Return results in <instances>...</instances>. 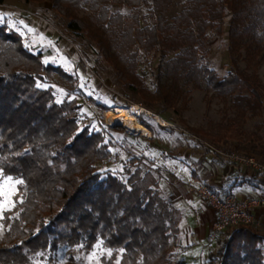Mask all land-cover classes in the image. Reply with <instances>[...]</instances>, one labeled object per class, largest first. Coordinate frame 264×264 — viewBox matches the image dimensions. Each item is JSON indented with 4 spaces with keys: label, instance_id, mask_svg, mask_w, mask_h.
Returning a JSON list of instances; mask_svg holds the SVG:
<instances>
[{
    "label": "trees",
    "instance_id": "obj_1",
    "mask_svg": "<svg viewBox=\"0 0 264 264\" xmlns=\"http://www.w3.org/2000/svg\"><path fill=\"white\" fill-rule=\"evenodd\" d=\"M6 1L0 0V5ZM17 1L50 4L69 20L70 31L94 41L126 93L134 95L123 106L140 103L171 123L138 117L152 132L150 139L162 141L163 131L183 130L167 110L182 120L181 112L191 99L189 87L200 89L204 83L208 91L230 101L237 115L264 114V84L258 73L264 64V0H187L171 21L167 12L173 0ZM114 4L130 12L113 11ZM84 5L88 9L81 15ZM225 31L230 66L221 76L206 62L207 39L209 33L222 36ZM147 56L158 60L152 87L140 72ZM56 74L76 82L0 25V174L17 181L15 205L0 219L5 228L0 264H32L38 256L47 259L45 264H57L61 248L88 253L99 242L111 250L101 257V264H174L180 210L162 196L159 179L143 167L139 156L126 159L120 174L100 170L99 164L113 154L108 130L122 128L102 124L96 130L81 124L76 98L57 101L50 84ZM217 125V130L190 128L188 134L202 145L237 140L249 147L250 140H263L257 131L246 134L236 119ZM261 147L264 155V144ZM215 159L223 160L218 154ZM232 164L238 169L228 184L222 189L210 186L221 199L238 187L255 191L264 185L261 171L225 162ZM226 230L220 264H264L263 231L250 223Z\"/></svg>",
    "mask_w": 264,
    "mask_h": 264
},
{
    "label": "rangeland",
    "instance_id": "obj_2",
    "mask_svg": "<svg viewBox=\"0 0 264 264\" xmlns=\"http://www.w3.org/2000/svg\"><path fill=\"white\" fill-rule=\"evenodd\" d=\"M186 5L187 0H173V4L167 12L168 21H171ZM112 8L113 11L130 12V9L118 4L112 5ZM87 9L88 6L84 5L79 13L82 15ZM146 12L147 8H144L143 14ZM68 22V19L60 16L48 3L8 0L0 5V25H5L9 30L20 35L25 44L33 51L44 53L46 62L60 66L66 73L75 77L76 82H70L65 77L55 75L56 80L50 84L54 87L57 101L76 98L81 103V124H90L92 129L100 130L102 124L122 128L118 131L108 130L107 139L113 142L111 146L113 154L108 161L99 164L100 170L120 174L126 159L132 155L139 156L143 161V167L152 169L159 179L162 196L172 201L167 187L171 188L180 184L189 190L201 186L210 188L211 183L208 176L211 175L215 180L225 175L228 176L225 173V166L216 161V154L226 162L231 160L226 154L254 156L264 162V155L261 153L263 150L261 144H264V114L258 116L237 115V109L232 106L231 102L219 98L212 91H208L205 83L200 89L189 87L191 99L187 107L181 112L182 120L173 113L172 109L167 110L170 117L183 130L180 132L163 131L162 136L165 139L162 141L150 139L153 136L152 132L140 123L138 117L141 115L151 117L156 122L168 126L171 123L140 103L137 105L147 111L141 112L137 116V120L149 131V134L134 133L123 125L112 123V119L107 116L106 112L113 111L116 113L119 108H131L133 104L129 108L124 107L123 104L134 95L126 93L128 91L124 84L116 78V70L99 53L94 41L84 35L70 31ZM225 29H227V23ZM226 33L225 31L222 36L209 33L207 39L210 52L206 62L221 76L228 72L230 66ZM157 61L156 57L147 56V59L141 63L140 72L145 84L149 87H152L154 82V70ZM242 66L244 67L245 64L242 63ZM258 73L264 84V64ZM44 86H48V84H44ZM99 104L110 106V110L101 109ZM149 112L152 114H148ZM154 115L165 122H160ZM229 118L239 120L240 127L246 134L257 131L263 140H250L247 143L251 145L249 147H245L244 142L237 140L219 144L204 141L202 145L197 137L188 134V131H191L190 128H213L217 130V124L220 122L227 123ZM191 133L193 134V132ZM212 151H215L216 154H212ZM215 165L216 171L213 170ZM211 187L217 189L214 186ZM16 191L17 181L0 174V192L10 193L8 196L0 194V219L5 210L11 209L15 205L14 195ZM190 192L197 200L207 201L198 191ZM233 196L238 199L248 197L240 191L235 192ZM6 199L9 201L7 205L4 203ZM206 204L212 206L208 201ZM180 214L184 215V210L182 213L180 211ZM186 228L189 229V222L186 219L182 221L180 219L177 248L172 255L173 263L220 264V255L224 250L227 230H211L210 237L201 240L192 238L191 232H184ZM4 230L5 228L0 222V236L4 235ZM110 254L111 250L105 248L101 242L88 253L78 248L64 247L60 249L56 263L101 264V257ZM71 256L72 258H70ZM46 261L45 257L38 256L33 258L32 264H45Z\"/></svg>",
    "mask_w": 264,
    "mask_h": 264
},
{
    "label": "crops",
    "instance_id": "obj_3",
    "mask_svg": "<svg viewBox=\"0 0 264 264\" xmlns=\"http://www.w3.org/2000/svg\"><path fill=\"white\" fill-rule=\"evenodd\" d=\"M213 153H215V151H212V154ZM227 157L230 158L229 156ZM217 162L221 163L222 166H225V173H227L228 176L225 175L218 180L212 178L211 175L208 176V178L210 179L211 186H214L217 189H222L228 184L227 179L230 174H232L234 170L238 169V167H235L233 164L225 165L226 161L224 159L222 161L218 160ZM229 162L236 161L231 159ZM238 165L239 164H237V166ZM213 167V170L216 171V165ZM167 190L170 193V197L172 198L171 202L181 211V213L184 210V215L180 214L182 215V218L180 217L181 221L186 219L187 222H189V229L186 228L184 232H191L192 238H199L201 240H204L205 238L208 239L211 232L213 231V225L217 220V212L215 208L213 206L207 205L206 200L204 202L202 200H197L193 193L190 192L189 188H184L180 184H176L175 187L171 188L167 187ZM234 191H240L245 196L254 194L264 197V185H261L255 191L245 186L235 188ZM254 213L256 217V222L254 225L264 232V206L256 208Z\"/></svg>",
    "mask_w": 264,
    "mask_h": 264
},
{
    "label": "built area",
    "instance_id": "obj_4",
    "mask_svg": "<svg viewBox=\"0 0 264 264\" xmlns=\"http://www.w3.org/2000/svg\"><path fill=\"white\" fill-rule=\"evenodd\" d=\"M226 155L236 162L264 173V162L258 160L254 156H239L236 154ZM190 191H198L215 208L218 215L213 225V230L215 231H222L229 226L242 223L254 224L256 222L255 209L264 206V197L261 196L238 199L233 195H228L221 199L210 188L205 186L190 188Z\"/></svg>",
    "mask_w": 264,
    "mask_h": 264
},
{
    "label": "bare ground",
    "instance_id": "obj_5",
    "mask_svg": "<svg viewBox=\"0 0 264 264\" xmlns=\"http://www.w3.org/2000/svg\"><path fill=\"white\" fill-rule=\"evenodd\" d=\"M147 111L146 109L142 108L141 106L137 104H133L131 108L125 109V108H119L118 111H107L106 114L109 118H111L112 123L114 124H120L125 126L129 131L138 133V134H149V131L144 128L137 120V116L141 114V112ZM148 114H152L149 112ZM156 119H158L160 122L163 121L160 117L157 115H154Z\"/></svg>",
    "mask_w": 264,
    "mask_h": 264
},
{
    "label": "snow or ice",
    "instance_id": "obj_6",
    "mask_svg": "<svg viewBox=\"0 0 264 264\" xmlns=\"http://www.w3.org/2000/svg\"><path fill=\"white\" fill-rule=\"evenodd\" d=\"M0 194L5 195V196L10 195V193H6V192H0ZM4 203H5V205H7L9 203V201L6 199Z\"/></svg>",
    "mask_w": 264,
    "mask_h": 264
}]
</instances>
